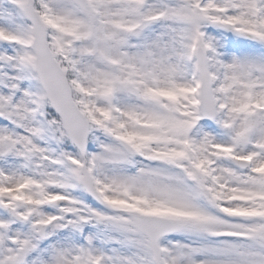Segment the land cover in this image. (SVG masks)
<instances>
[{"label":"snow or ice","instance_id":"1","mask_svg":"<svg viewBox=\"0 0 264 264\" xmlns=\"http://www.w3.org/2000/svg\"><path fill=\"white\" fill-rule=\"evenodd\" d=\"M0 264H264V0H0Z\"/></svg>","mask_w":264,"mask_h":264}]
</instances>
